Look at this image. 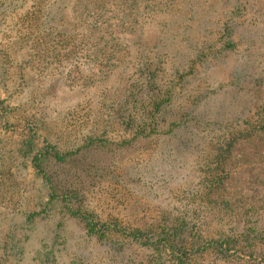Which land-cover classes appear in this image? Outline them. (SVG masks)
<instances>
[{"label": "trees", "instance_id": "obj_1", "mask_svg": "<svg viewBox=\"0 0 264 264\" xmlns=\"http://www.w3.org/2000/svg\"><path fill=\"white\" fill-rule=\"evenodd\" d=\"M59 1L62 0H33L30 7L21 13L18 9L24 6L22 0H0V26H3L0 28V88L5 93L15 94L22 90L18 81L31 71L30 67L23 65L30 60L39 61L42 69L55 63L60 67L67 66L68 77L72 61L83 65V70L77 71L81 73L77 76L80 79L89 76L84 71L91 70V65L97 67L96 73L101 76L111 74L119 47H126L128 41L129 47L140 44L141 38L135 41L129 36L142 26L146 18L153 20L151 14L155 18L160 6L168 7L175 2L68 0L65 7L72 30L70 33L62 29L67 23L64 15L57 20L50 15ZM227 4L222 16L211 22L212 25L218 24L214 26L217 30L211 33L214 37L211 44L205 46L203 40L192 41L189 49L193 58L189 60L188 70L179 72V66L184 63L181 60L173 62L178 69L175 67L169 72L180 81L184 79L183 83L189 81V74L199 77L197 94L190 106L167 121L162 113L169 111L165 105L172 101V87L160 82V94L154 90L157 97L151 108L140 106V110L130 111V107L120 104L113 106L108 113V120L118 118L126 132L127 137L120 142L160 133L162 138H179L186 147H196L199 154L205 153L198 165V188L193 192L200 198L198 202L183 203V207L177 210L166 209L160 213V219L143 225L124 221L118 211L111 214L105 209L88 207L81 202L78 190L60 189L51 180L49 158L63 162L72 150L39 140L38 129L43 123L41 111L10 115L17 108L11 109L9 103L3 105V100H0V125L22 124L24 130L18 139L21 148L8 151V155L0 148V168L13 169L15 159L20 156V163H29L33 167L47 191L45 203H9L10 198L5 199L6 193L10 190L23 196L26 186L17 190L12 183L6 185L0 174V264H9L8 260H11L10 264H16L27 259L25 254L33 249L29 250V247H34L38 241L41 248L39 246L38 251L35 248L27 259L28 263L32 264V260L33 264H56L58 233L50 241L32 240L31 237L40 223L38 217L46 219L52 214L78 219L83 224L87 240H94L99 253L107 256L106 264H264V205L234 206L229 199L221 198L217 193L236 166L232 162L234 144L250 141L257 144V154L264 153V147H257L264 142V49L261 48L264 45V24L260 27L263 31L256 29L259 27L257 16L264 17V0H225L224 5ZM259 4L261 11L257 12L256 5ZM155 22L158 23V19L155 18ZM188 27L189 24L185 26ZM177 33L190 46L187 42L190 32ZM181 40L171 57L167 51H156L160 47V36L148 52L145 48L134 51L133 58H139L137 70L153 78L159 77L163 57H167L165 61L176 59L185 48ZM230 54L235 60L228 67L226 63L231 59ZM126 56H130V51ZM217 61L221 64L215 78L220 79L223 71L224 78L228 79L225 84L218 83V90L209 91V76L204 77L201 73L212 69L213 62ZM163 78L166 79L165 76ZM215 91L218 92L216 98L219 103L214 99L213 107L208 108L199 104L202 98ZM125 95L131 96L132 103L136 100L131 88ZM159 108L160 131H157ZM122 111H127L128 115L124 116ZM11 116L16 119L15 124L11 122ZM94 128L92 125L84 131L82 146L108 143V131L103 128L96 133ZM203 143L208 144L206 151ZM23 181L21 178L20 183ZM84 256L80 264L85 262Z\"/></svg>", "mask_w": 264, "mask_h": 264}, {"label": "rangeland", "instance_id": "obj_2", "mask_svg": "<svg viewBox=\"0 0 264 264\" xmlns=\"http://www.w3.org/2000/svg\"><path fill=\"white\" fill-rule=\"evenodd\" d=\"M32 2L33 0H22L24 6L18 9L19 12L24 13ZM224 3L225 0H175L171 6H160L155 15L159 22H155L152 14L153 20L145 19L142 26L129 36L135 41L141 38L142 42L129 47L128 41L126 47H119L117 58L113 62L115 69L109 75H99L96 73L97 67L91 65V70L84 71L89 76L80 79L77 76L81 73L77 71L83 70V65L81 62L72 61L69 65L71 74L68 77L67 66L60 67L59 63L50 66L45 64L46 67L42 69L39 61L30 60L23 64L26 68L30 67L31 71L22 81H18L22 88L19 93H5L4 89L0 88V100H3V105L9 103L11 109L17 108L10 115L16 112L28 115L33 111H41L43 123L38 129L40 141L46 140L57 147L72 150L63 162L49 158L51 180L60 189L78 190L82 197L81 202H85L88 207L105 209L111 214L118 211L124 221L135 225L157 221L160 219V213L166 209L177 210L183 207V203L198 202L200 198L194 196L193 192L198 188V165L205 153L199 154L196 147H186L179 138H162L160 133L139 136L125 143L120 142L123 137H127L126 132L118 118L108 120V113L112 111L113 106L120 104L130 107V111L140 110V106L151 108L157 97L154 92L160 94V82L172 87V101L165 105L169 111L162 113L167 121L173 120L181 109L190 106L197 94L196 82L199 77L189 74V81L183 83L184 79L180 81L175 74L169 72L175 67L178 69V65H173V62L178 63L181 60H184V63L179 66V72L188 70L189 60L193 58V52L190 53L189 49L192 47V41L203 40L205 46L211 44L214 39L211 33L217 30L214 26L218 25H212L211 22L222 16V11L228 7V4ZM67 4L68 0L59 1L50 15L56 20L64 15L67 23L62 29L71 33L65 7ZM256 9L257 12L261 11L260 4L256 5ZM257 17L259 27L256 29L258 32L263 31L260 27L264 24V17ZM188 24L190 27L185 28ZM184 29L190 32L187 41L190 46L186 45L184 39L181 40L182 36L177 33L185 31ZM159 36L160 47L156 50L158 52L167 51L171 57L173 52H176L179 40L185 48L179 52L176 59L165 61L167 57H163V61H160L159 77L154 76L156 80L153 82V77L137 70L139 58L134 59L133 53L143 48L148 52ZM261 48L264 49L263 44ZM129 51L130 56H126ZM229 56L231 59L226 63L228 67L235 60L234 56ZM220 64L218 61L213 62L212 69L201 73L204 77L209 76V91L218 90V83L225 84L228 79L224 78L223 71L220 72V79L215 78L219 73L217 67ZM192 87L193 90H189ZM130 88L136 97L133 103L131 96L125 95ZM216 94L217 91L209 93L199 104L205 108L213 107V101L219 103ZM158 100L160 101V97ZM126 115L127 111L124 112V116ZM156 118L157 131H160V108ZM10 119L15 124L16 119L12 116ZM92 125L96 133L103 128L108 131V143L82 146L84 131ZM22 133V124L0 125V148H3L6 154L21 148L18 139L23 136ZM249 142L234 144L232 162L236 166L217 192L221 198L229 199V202L239 207L264 205V153L257 154V144ZM262 143L257 147H264V142ZM203 144L206 151L208 144ZM19 158L21 157L15 159L16 165L13 169L0 168V174L3 175L6 185L12 183L17 190L26 186L27 191L20 196L9 190L5 199L10 198L9 203H45L47 191L42 178L35 175L29 163L21 164ZM21 178H24V181L20 183ZM14 180H17V183ZM38 218L40 223L32 233V240L35 238L50 241L58 233L55 247L56 264H80L84 253L85 262L82 264H106L107 256L99 253L94 240H87L83 224L78 219L60 214H52L46 219ZM39 246L38 241L34 247H29V250L33 249L31 253L25 254L26 258L31 257L35 248L38 251ZM27 259L16 264H29ZM31 262L33 264L32 260ZM8 263L10 264L11 260H8Z\"/></svg>", "mask_w": 264, "mask_h": 264}]
</instances>
